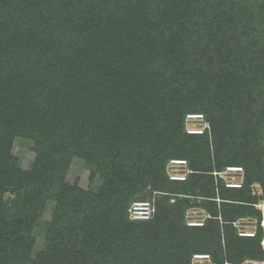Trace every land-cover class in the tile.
<instances>
[{"label":"trees","instance_id":"1","mask_svg":"<svg viewBox=\"0 0 264 264\" xmlns=\"http://www.w3.org/2000/svg\"><path fill=\"white\" fill-rule=\"evenodd\" d=\"M1 108L2 129L11 136L18 126L46 169L72 156L89 162L78 134L113 133L134 148L154 142L137 161L125 153L120 169L90 176L117 195L113 206L69 185L54 193L57 209L70 212L47 227L37 259L26 253L40 225L0 213V264H191L195 254L213 264L264 261V209L255 208L264 202V0H0ZM189 113L204 116L205 134H186ZM170 159L193 173L168 180ZM226 166L243 169L240 189L213 177ZM143 189L149 195L136 197ZM149 198L154 216L131 221L130 204ZM196 207L209 218L187 226ZM241 218L255 221L254 237L238 236Z\"/></svg>","mask_w":264,"mask_h":264},{"label":"rangeland","instance_id":"2","mask_svg":"<svg viewBox=\"0 0 264 264\" xmlns=\"http://www.w3.org/2000/svg\"><path fill=\"white\" fill-rule=\"evenodd\" d=\"M203 48V44L201 46ZM4 109L1 108L0 123L2 125L7 121V115L3 113ZM164 117V116H163ZM162 118V117H161ZM157 119H159L157 117ZM160 121V120H159ZM0 125L1 133L0 138H3V133L7 134V147L8 152L1 150L2 154L0 155V213L4 216L12 218L13 221H21L23 217H29L35 219V223L40 226H35L32 230V237L34 239L32 246L28 249L26 255L29 259H37L42 252L46 250V247L49 245L48 240L49 235H47V227L52 225L53 220L57 218L58 220L63 218L64 213L70 211L66 210V207L61 206L57 209V200L56 194L64 185L73 186V188H79L81 190L90 191V201L93 203L95 200H106L110 206H113L114 203L118 201L117 195H112L108 188L103 187L101 189V183L98 181L99 175L93 179L94 182L91 183L90 176L93 172L97 173L98 170H105L106 165L109 166L117 165L120 169L121 165L125 161H121L120 157L127 155L125 153H131L132 160L129 163H133L136 160L137 154L143 152L144 146H149L153 144V139H147V142L138 145L134 148L133 142L126 139L127 142L119 145V137L111 133L110 135L103 138L101 134L97 133L94 136H85L76 135V142L79 146H84V150L80 153L81 155L89 153V162L86 163L83 158L79 156H72L70 159H66L64 162L65 168L56 169L48 168L47 169L41 165L36 166V154H35V144L34 141H30L25 138V134L21 132L16 127L15 136L11 134L9 128L2 129ZM32 136H34L32 134ZM35 137V136H34ZM61 139V138H60ZM141 146V148L139 147ZM117 155L118 159H115L114 156ZM9 157L13 158L11 160ZM115 160V161H113ZM11 170H18L20 173H12ZM167 171V165H166ZM14 174V175H13ZM51 179H53L52 182ZM63 185V186H62ZM91 189V190H89ZM148 190V189H147ZM147 190L143 189L141 194L136 197H142V195H149ZM250 191L255 197H260L262 195V187L258 183H253L250 186ZM147 193V194H146ZM67 195V191L65 196ZM76 196H66V199L72 201L73 204L77 203ZM88 195L85 197L83 205H87ZM154 199H147V201H153ZM139 201V200H138ZM263 201V200H260ZM155 205V203H154ZM83 207V206H82ZM86 210V207H83ZM96 209V208H95ZM57 210H61L57 214ZM97 210V209H96ZM88 211V210H87ZM25 212V213H24ZM57 214V215H56ZM189 215L188 220H197L205 221L208 219L206 213L201 208H191L188 210L187 214ZM103 218V217H102ZM187 218V216H186ZM185 218V219H186ZM187 221V219H186ZM237 223V233L241 231H252L255 232V221L251 218H241ZM90 224V222H89ZM187 225V222H186ZM9 244V242H8ZM12 245V244H11ZM62 246L65 249H68V246L63 244ZM13 246H9V248ZM207 255V254H205ZM6 260L9 258L6 256ZM192 261V260H191ZM211 261V256H210ZM213 264L211 262L205 263H192L191 264ZM244 264H264V261L257 259H247L243 262Z\"/></svg>","mask_w":264,"mask_h":264},{"label":"built area","instance_id":"3","mask_svg":"<svg viewBox=\"0 0 264 264\" xmlns=\"http://www.w3.org/2000/svg\"><path fill=\"white\" fill-rule=\"evenodd\" d=\"M184 128L188 135H203L208 129V124L204 119V116L200 113H189L185 115L184 118ZM167 177L170 181H185L193 171L188 167L187 161L183 159H170L167 164ZM213 177L215 179H220L224 182L225 188L228 189H240L243 186L244 172L239 166H226L220 172H214ZM258 210L264 209V202L260 201L255 205ZM155 213L154 202L147 200L133 201L127 209L128 218L131 221H148ZM187 216V226L190 227H201L204 223L203 221L188 220ZM209 218V215L206 216ZM236 221L233 223L237 227ZM255 232L250 231H239L238 236L240 237H254ZM192 263H205L211 262L210 257L205 254H195L192 256ZM211 264V263H210Z\"/></svg>","mask_w":264,"mask_h":264}]
</instances>
